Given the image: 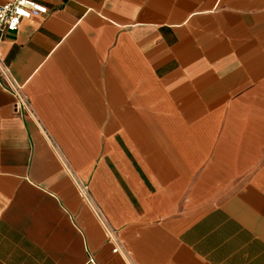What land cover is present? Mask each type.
Masks as SVG:
<instances>
[{
  "label": "crops",
  "instance_id": "1",
  "mask_svg": "<svg viewBox=\"0 0 264 264\" xmlns=\"http://www.w3.org/2000/svg\"><path fill=\"white\" fill-rule=\"evenodd\" d=\"M38 1L0 33L34 111L0 80V264H264V0Z\"/></svg>",
  "mask_w": 264,
  "mask_h": 264
},
{
  "label": "built area",
  "instance_id": "2",
  "mask_svg": "<svg viewBox=\"0 0 264 264\" xmlns=\"http://www.w3.org/2000/svg\"><path fill=\"white\" fill-rule=\"evenodd\" d=\"M47 13V7L38 0H6L0 4V33L16 31L22 20L30 19L32 17L44 15ZM0 80L4 82L5 88L14 95L15 103L14 110L16 114L26 113L34 116V111L31 104L22 92L20 85L16 84L12 79L8 65L0 56ZM76 185L79 192L85 197L89 198L87 185L81 180H76ZM97 216L104 226L108 241L114 246L113 251H117L120 247V241L116 232L107 225L102 215L96 211Z\"/></svg>",
  "mask_w": 264,
  "mask_h": 264
}]
</instances>
